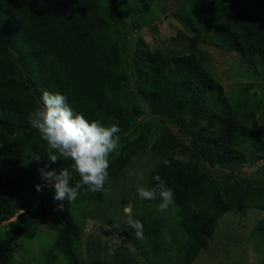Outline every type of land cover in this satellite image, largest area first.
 Masks as SVG:
<instances>
[{
    "label": "trees",
    "instance_id": "trees-1",
    "mask_svg": "<svg viewBox=\"0 0 264 264\" xmlns=\"http://www.w3.org/2000/svg\"><path fill=\"white\" fill-rule=\"evenodd\" d=\"M155 1L0 0V221L16 218L0 235V264L10 263L19 239L44 218L65 264H82L87 218L103 209L109 182L144 152L155 158L144 187H154L158 175L173 189L174 228L185 234L176 264L192 263L224 214L264 213V174L236 168L250 150L264 162V136L251 124L257 100L225 94L202 47L216 29L221 48L264 82V0H186L172 14L192 32L186 45L148 51L131 76L128 37L156 21ZM45 90L64 93L75 110L105 126L118 124L120 144L103 191L84 188L73 201L48 197L24 209L26 195L51 188L38 167L59 171L73 163L58 154L48 161V146L29 123ZM248 238L264 264V217Z\"/></svg>",
    "mask_w": 264,
    "mask_h": 264
},
{
    "label": "rangeland",
    "instance_id": "rangeland-1",
    "mask_svg": "<svg viewBox=\"0 0 264 264\" xmlns=\"http://www.w3.org/2000/svg\"><path fill=\"white\" fill-rule=\"evenodd\" d=\"M185 3L186 0H156L155 8L159 12L156 21L140 30H132L129 36L132 45L128 37L127 56L131 76L141 71L148 51L163 48L179 50L186 45L192 32L172 15L174 11L182 10ZM218 36V31L212 30L202 47L212 58L225 94L231 98L257 100L251 124L258 136H264V82L239 55L224 51ZM143 118L139 117L138 121ZM259 156L250 150L244 162L236 168L246 174L255 170L264 174V162ZM154 162L155 158L144 152L133 160L122 176L109 182L103 209L85 222L82 264H176V254L185 241V234L174 228L179 218L178 208L172 204L159 211L158 203L142 204L135 195L136 188L144 186ZM129 170L133 175H128ZM53 193L50 188L44 193L26 195L23 198L24 209H30L48 197L53 199ZM129 217L142 221L144 239L135 237L127 224ZM263 217L264 213L255 208L238 214H224L215 224L205 248L191 264H260L261 256L254 251V241L248 235L255 222ZM15 219L0 221V235ZM54 236L50 220L42 219L19 239L9 264H65L55 249Z\"/></svg>",
    "mask_w": 264,
    "mask_h": 264
},
{
    "label": "clouds",
    "instance_id": "clouds-1",
    "mask_svg": "<svg viewBox=\"0 0 264 264\" xmlns=\"http://www.w3.org/2000/svg\"><path fill=\"white\" fill-rule=\"evenodd\" d=\"M40 102V106L29 115V123L46 142L48 161L55 163L58 154L73 162L71 167L60 168L59 171L46 164L38 167L40 180L54 190L53 200L73 201L84 188L91 192L103 191L109 176L110 154L120 144L117 135L120 132L119 125L112 123L105 126L100 119L88 118L83 112L75 110L68 97L59 91H43ZM35 159L39 160V157ZM161 162L164 165L170 163L166 157ZM73 172L78 173L79 180L73 181ZM128 175H133V172L129 170ZM154 179L157 181L154 187L139 186L135 195L147 201L159 197L157 209L164 211L174 204L173 189L160 176ZM35 187L40 191L41 185ZM127 224L137 239H144V225L140 219L129 217Z\"/></svg>",
    "mask_w": 264,
    "mask_h": 264
}]
</instances>
